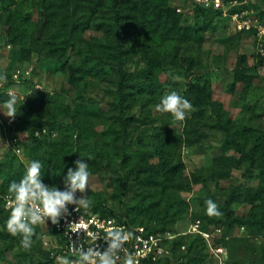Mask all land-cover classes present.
Masks as SVG:
<instances>
[{"label": "rangeland", "instance_id": "rangeland-1", "mask_svg": "<svg viewBox=\"0 0 264 264\" xmlns=\"http://www.w3.org/2000/svg\"><path fill=\"white\" fill-rule=\"evenodd\" d=\"M83 1L79 0V8ZM156 1L176 9L181 14L179 25L183 28L204 18L207 21L212 18V24L203 39L183 38L182 34L172 36L159 30L149 36L143 32L133 34L123 45L122 57L129 81L142 83L145 79L138 73L148 71L156 84L152 93L155 102L143 103L138 97L126 111L124 140L118 118L115 36L93 28L83 31L72 30L71 26L65 28L56 18L45 23L41 0H0V74H6L8 80L0 87V96L4 94L0 105L9 99L10 90L17 95L18 110L29 93L46 92L49 99L36 109L59 123L51 128L46 118L40 130L47 137L43 146L35 152L21 144L22 151L18 153L8 137L15 131L20 141L30 132L14 130L12 124L20 111L11 120L0 112V158L15 152L25 165L39 160L48 165L57 180L43 183L64 190L68 169L75 170V160L68 148L76 143L80 148L78 160L89 165L88 189L83 195L90 202L121 210L143 201L157 212L177 211L167 230L177 234L172 240L185 238L186 245L197 235L203 237L198 264H264V227L228 218L220 207L223 198L212 199V194L229 195L230 191L224 190L232 186L243 190L263 187L264 177L259 170L250 169L235 148L225 144L223 131L192 121L195 113L214 115L217 107L239 123L264 130V32L259 29L264 25V0H224L230 9L228 14L221 10L206 11L207 16L197 15L194 0ZM82 12L78 10V14ZM234 13H238L240 20H250L251 28L240 27ZM18 35L21 41H14L13 37ZM22 49L24 56L18 53ZM88 53L103 70L99 75L72 82L71 61L83 59ZM59 64H64V68H54ZM239 71L242 79H238ZM128 89L132 91L134 87ZM172 91L193 105L183 122L156 111L161 98ZM200 93L205 95L207 103H193ZM167 130L175 140L166 166L178 175L174 182L166 180L164 175L155 182L156 168H162L163 160L167 159L159 148L158 137ZM123 176L128 184L124 196L121 195ZM81 196L76 193L77 199ZM238 198L241 199L232 204L233 217L250 218L252 209L264 216L263 199L252 204L244 196ZM209 199L222 213L216 217L217 221L208 218L205 202ZM137 218L149 220L150 216L137 214ZM152 219L156 223V217ZM198 223L201 229L211 232L208 240L194 231ZM0 230V264H61L64 259L76 264L54 250L45 227L35 238V246L28 250L21 246V237L10 235L4 224L0 223ZM220 245L225 251L217 254L213 247ZM184 248H177L170 264H187L188 256L180 257ZM41 249L50 251L54 261L42 257Z\"/></svg>", "mask_w": 264, "mask_h": 264}, {"label": "trees", "instance_id": "trees-1", "mask_svg": "<svg viewBox=\"0 0 264 264\" xmlns=\"http://www.w3.org/2000/svg\"><path fill=\"white\" fill-rule=\"evenodd\" d=\"M43 4V20L45 23L56 18L59 21V25L65 28L71 26L72 30H86L87 28H93L97 30L109 31L117 39V52L118 56V68L116 70L118 76V118L121 121L120 135L126 137V111L133 107L134 101L140 97L143 99V103L148 101H154V95L152 94L155 90L154 77L148 75V71L139 72L138 75L145 79L142 83L136 80L129 81L128 71L124 68L123 63V45L127 43V40L133 34L144 33L145 36H149L151 33H169L173 35L182 34L183 38H195L203 39L204 33L211 27L212 18L208 21L197 20L192 26L183 28L179 25L181 20V14L176 9L172 8L167 3L156 1V0H84L81 3L79 0H41ZM197 15H206V11H212L217 13L220 10L212 7H204L196 5ZM78 10H82V14H78ZM55 19V20H56ZM14 41H21V35L14 36ZM60 47V46H59ZM66 48L65 46L61 47ZM30 52V51H29ZM19 55L24 56V50H19ZM29 54V53H28ZM70 59V58H69ZM67 59V60H69ZM64 63V62H63ZM56 69H63L64 64L55 65ZM70 69V80L77 82V80H85L91 76L99 75L103 70V66L98 64V61L93 59L91 54H86L85 58L78 59V61H71ZM145 74V75H144ZM243 78L241 71L238 72V79ZM235 84V83H234ZM248 85V83H247ZM132 86L134 89L129 91L128 87ZM149 93V94H145ZM203 93V92H201ZM196 97L193 103L201 105L207 103L205 95L201 94ZM4 95V94H3ZM0 96V98L3 97ZM49 99V95L46 92H31L27 95L25 101L20 105L19 114L14 120V130L21 132L22 130H29V134L20 139V144L24 147H30L33 151H38L43 144L46 142V134H43L42 130L44 121L47 118L43 114H40L37 106L41 103L46 102ZM140 99V100H142ZM34 115L35 118L32 116ZM48 119V118H47ZM53 128L59 124L55 119H48ZM48 121V122H49ZM194 124L209 126L217 128L225 133L224 142L230 147L235 148L241 155L242 161L248 163L250 169L259 170L261 176L264 177V130L257 129L246 123H239L237 120L224 113L221 109L215 107L214 115L209 113H202L199 111L195 113L193 119ZM49 122V123H50ZM198 122V123H196ZM12 127L10 126V129ZM202 132V131H201ZM15 134V131L13 132ZM158 145L161 151L167 158L170 152V147L174 142V137H170L168 130L161 132L159 135ZM69 153L72 155L75 162L80 156V148L74 143L68 148ZM168 159L163 160V167L156 168L157 171L155 182L160 175H164L166 180L174 182L178 174L173 173L171 167H167L166 163ZM42 182L55 183L57 180L54 179L53 171L48 169V165L42 163ZM26 171V165L19 158L17 153L6 154L3 158H0V195L8 194L7 188L13 181L18 182L22 179ZM153 172V171H151ZM152 174L149 178H152ZM122 187L121 195L124 196L128 189L126 176L121 178ZM230 191L229 195L223 193L212 194V199L216 200L220 197L223 198L221 201V210L228 218H234L241 223H250L257 227H264V216H259L255 210H251L252 217H233L232 204L234 201L241 199L240 196H244L245 199L252 204H256L257 200L264 201V186L259 187L255 190L252 189H241L238 186H232V189H225L224 191ZM91 210L99 211L103 214L117 215L119 218H126L134 224H145L148 228L154 231H166L171 228V224L175 221L178 214L177 211L172 209H166L163 213L157 212L147 202L141 201L136 205L126 207L121 210H116L113 207L103 205L97 201L90 202L88 207ZM137 214L149 215L150 219L145 218L139 220ZM9 216V209H6L3 205L2 197H0V223L6 226V220ZM153 217H156V223H152ZM210 220H216V217L208 216ZM43 227L47 229L51 234L57 233V230L49 225L41 224L36 227L35 235L32 237V246H35V238L38 236ZM0 233L2 231L0 230ZM18 238V236H16ZM19 239V238H18ZM21 240V239H20ZM185 238H178L171 240L166 243L171 248L169 255H162L157 260L149 261L147 264H162L164 261L170 264L171 259L177 255V248L182 247L185 243ZM203 237L197 235L189 245H186V250H182L181 256H188L187 264H198L197 258L201 256L200 249ZM63 242V239H61ZM42 250V249H41ZM174 255V256H172ZM42 257L47 261H54L50 251L42 250ZM72 259V257H69Z\"/></svg>", "mask_w": 264, "mask_h": 264}, {"label": "clouds", "instance_id": "clouds-1", "mask_svg": "<svg viewBox=\"0 0 264 264\" xmlns=\"http://www.w3.org/2000/svg\"><path fill=\"white\" fill-rule=\"evenodd\" d=\"M7 75L0 74V87L7 84ZM43 90V89H42ZM9 99L0 105L2 112L10 120L18 114L17 95L8 92ZM193 110V105L176 91L163 96L156 105V111L162 114H170L174 121L183 122L187 114ZM88 163L77 160L75 170L69 168L64 178V190H59L56 186H47L42 182L43 165L39 160H33L26 165V171L22 179L13 181L7 188L8 197L6 207L9 209V216L6 220L7 232L16 237H21V246L28 250L32 246V237L35 229L41 224L50 220L52 224H58L62 214H67V206L74 204L77 210L88 208L90 201L83 195L88 189L90 173ZM82 194L81 198H76V193ZM207 215L218 217L222 215L218 205L211 199L206 202ZM80 229H74L77 233ZM133 233L126 231L123 227H112L103 236L108 241L106 250L100 251L94 247L87 249L78 248L79 257L76 264H117L120 260V253L124 251L126 242ZM100 236L91 234L90 238L97 241ZM61 264H72L68 259L61 261ZM122 264H134L132 256L126 255Z\"/></svg>", "mask_w": 264, "mask_h": 264}, {"label": "built area", "instance_id": "built-area-1", "mask_svg": "<svg viewBox=\"0 0 264 264\" xmlns=\"http://www.w3.org/2000/svg\"><path fill=\"white\" fill-rule=\"evenodd\" d=\"M194 2L196 5L221 10L224 14H228L230 10L224 0H194ZM233 16L238 20L240 27L251 28L250 20H240L238 13H234ZM259 29L264 32V25H260ZM0 120H2L1 117ZM8 138L13 149L20 153L22 145L19 138L14 133ZM0 197H2L4 207L8 209L6 207L8 194L0 195ZM67 208V214H62L58 224L54 225L48 220L45 225L52 226L57 230V233L49 234L54 250L67 257H72L75 261L79 257L78 248L94 247L100 251L106 250L108 241L103 236L112 227H123L126 231L133 233L132 237L126 242L124 251L120 253V260L117 264H122L124 257L129 254L132 256L134 264H147L149 261L157 260L162 255L171 253V248L166 243L171 241L177 234H173L170 230L154 231L145 224H134L126 218H119L117 215L103 214L89 208L77 210V206L74 204L68 205ZM77 228L80 231L73 233L72 231ZM194 231L203 234L207 240L211 235L210 231L201 229L199 223L194 227ZM47 234L45 233V235ZM91 234L100 237L97 241H93L90 238ZM61 239H63V242H61ZM183 247H186V245L184 244ZM213 249L217 254L225 251V247L221 245L215 246Z\"/></svg>", "mask_w": 264, "mask_h": 264}]
</instances>
